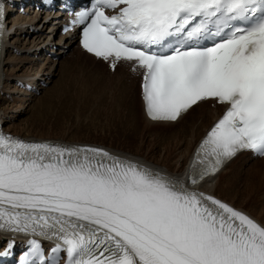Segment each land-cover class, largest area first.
Segmentation results:
<instances>
[{"label": "snow or ice", "instance_id": "snow-or-ice-1", "mask_svg": "<svg viewBox=\"0 0 264 264\" xmlns=\"http://www.w3.org/2000/svg\"><path fill=\"white\" fill-rule=\"evenodd\" d=\"M73 23L110 68L142 70L152 120L225 106L196 150L191 185L239 151L264 155V0H92ZM0 231L32 237L20 264H61V252L63 264H264V223L228 203L101 148L2 131ZM41 239L53 242L48 255Z\"/></svg>", "mask_w": 264, "mask_h": 264}, {"label": "rangeland", "instance_id": "rangeland-1", "mask_svg": "<svg viewBox=\"0 0 264 264\" xmlns=\"http://www.w3.org/2000/svg\"><path fill=\"white\" fill-rule=\"evenodd\" d=\"M11 15H9L8 18L12 22L10 24H13L12 18L18 15H28L35 17V19L30 22H23L24 24H18L19 27L12 30L13 33L8 34L10 37L9 41L12 46L14 45V47L19 50V53H12L9 50L10 44L8 43L5 57H15L17 63L11 62L10 65L5 64L4 67L6 74L10 73L12 68L15 69L14 73H16V76L9 78L11 83L10 86L6 84L7 86L1 89L4 93L5 91H10V95L8 94L4 96V98L2 97L3 100L0 101L1 109L4 108V110H1L2 115L5 113V109L8 108V115H4V118L6 117V119H4L5 128L11 126L9 131L14 132L12 127H15V130L20 132L16 134H21L22 136H29L26 133L28 130H32L30 134L32 135L33 133L36 137H39V135L42 134L43 136L48 137V139L57 138L67 141L74 140L99 143L111 149L123 151L122 153H129L137 158L144 159V161L151 162L154 165V161L158 162L160 163L159 166L163 169H167L165 166L176 171H182L185 168L189 161V159H186L183 162V153L186 149V145L180 147V145H177L174 140H171L169 141V143L171 142L170 146H168L166 145V140L164 141L165 138H158L147 133L146 136L143 137V135L140 134V131L137 133L130 132L126 128L122 117L117 119V117L114 118L112 116V110L108 105V101H104L105 98L102 99L101 96H99V87L96 86V88L91 90L93 83L89 82L87 76H85L89 73L82 74V76L81 74H78V77L76 78V74L71 70V66L72 62H74L73 58L75 57L78 48L74 49L69 57H66L65 54H62V48L69 44H66L65 42L59 48L58 53H61V55L59 54V57L45 56L44 54H39L37 58L33 56L38 51L34 50L37 46L32 45L33 43L31 44V42L34 38L38 37V34H40L41 43L44 45L53 37V35L49 36L51 31L46 25L42 26L37 34L35 32H33L32 35L29 34L30 25L40 27L41 23L39 24V20L44 18V13L35 14V10L31 8L29 10L27 9V12L24 14L16 12ZM53 41L54 44L62 43L61 37L58 39V36H55ZM26 45L28 47H26ZM80 59V61H85L82 57ZM80 64L81 63H78L77 66ZM98 65L99 64L93 63V67H91L89 64H86L85 69L88 67V69L93 70L95 66L99 67ZM102 67L103 73L106 74L108 68L104 63ZM110 72L113 73L114 71L110 70ZM29 74L32 77L31 79L36 76V78L40 76L43 79L46 78L45 80L49 79L47 87L43 88L40 94L34 97H28V94L26 95L23 89L13 84V81L18 78V76H29ZM48 75L49 77H47ZM124 80H126L127 84H132L133 89L128 92L130 93L128 95L130 96L129 99H133L132 103L137 108L138 114H134L140 122V127L145 128V130H151L152 128H147L145 124L142 102L138 94L139 89L137 86V80L134 76H127ZM14 86L17 87L16 90L13 89ZM6 88H9L8 91ZM210 106L212 105L210 104ZM198 112L197 108L191 111L190 114L184 117L180 122L171 125H160L157 126L155 130L162 132L166 136H170L171 134L174 135V133L189 126L191 120L195 116H198ZM188 131L189 130H187L186 133ZM185 138V140H188L190 137L187 135ZM182 141H184V139ZM247 158H249V156ZM243 159L245 158L240 156L237 160H234V164H237L238 160ZM251 160L255 161V159ZM234 164H232V170L229 168L230 173L234 169ZM258 164L263 170L262 163L259 161ZM236 169H238V167ZM261 193H264V183L261 184L257 193H252V197L246 196L232 188H226L225 192H221V195L222 198L233 203L237 207L252 212L256 215V218L259 217L260 221L264 223V197L261 196Z\"/></svg>", "mask_w": 264, "mask_h": 264}, {"label": "bare ground", "instance_id": "bare-ground-1", "mask_svg": "<svg viewBox=\"0 0 264 264\" xmlns=\"http://www.w3.org/2000/svg\"><path fill=\"white\" fill-rule=\"evenodd\" d=\"M34 19H35V17H31V16H28V15H25V16L18 15L16 17L12 18V21H13L12 25L17 24L16 26L19 27L18 24H24L23 22H27V21L30 22V21H33ZM7 21H10V19H8V18L5 19V23ZM17 27H15V28H17ZM39 31H40V29H39ZM11 33H13V31ZM40 38H41V36H40V34H38V37L34 38V40L31 42V44L33 43L32 45H34V46L36 45L37 46V48L34 49V50L39 51V52L42 51L41 47L45 46L43 43H41ZM8 39L10 40L9 35H8ZM69 41L70 40L62 41L61 44H56V45H58V47H57L58 51H59L60 46L63 45V43L66 42V44L67 43L69 44ZM53 44H54V41H53ZM6 46H8V44ZM28 46H29V44H28ZM28 46L26 45V47H28ZM16 47H18V46H16ZM76 52L77 53L75 54V57L73 58L74 62H72L71 70L75 72L76 75L75 74L74 75L76 76V78L78 77V74H81V76H82V74L84 75L85 73H89L88 75H85V76H87V79H88L89 82L93 83V87H92L91 90H93V88H96V86L99 87V90H98V92H100L99 96H101L102 99L105 98L104 101H108V105L111 107V110H112V116L114 118L117 117V119H120V117H122V119L125 122L126 128L132 133H137V132L140 131V134H142L143 137H145L146 133H147V134L153 135V136L158 137V138H165L164 141L166 140V142H167V144L166 143L165 144L168 145V146H170L171 142L169 143V141H171V140L172 141L174 140L175 143H177V145H180V147H183L182 145H186V149H185V151L183 153L184 154L183 155V162L186 159L190 160L193 148L196 145L197 141L203 135V133L206 131V129L212 124V122L217 118V116L219 115V113L223 109V106H221V105L213 104L212 106H210V102L211 101L201 102L198 105L193 106L187 113L182 115L177 121H174V122H170V121H151L148 118H146V116L143 113L144 119H145V124H146L147 128H152L151 130H149V129L145 130V128H141L140 127V122L138 121V118L134 114V113H137V108L132 103L133 99L132 98H131L132 100L129 99L130 96L128 94H130V93H128V92L133 89L132 88V84H127L126 80H124V78H126L127 76L131 77V73H130L128 67L126 68V67H120L119 66L120 68L117 67L114 70V72H113L114 74L111 73L107 69L106 74H104L103 73V67H102L103 63L100 60H96L92 56L85 54L84 52L80 51L79 49H77ZM58 54H61V53H58ZM81 57L85 61H80ZM16 60L17 59H15V57L6 58L4 56V58L2 60V65H3L2 66L3 72H2V76H1L2 79H3L2 88L6 87L7 86L6 84H8V86H10L11 83L9 81V78H12L13 76H16V73H14L15 69H13V68L11 69L10 73L6 74V71H5V68H4L5 64L6 65H10L11 62L17 63ZM90 61L95 63V64H99L98 65L99 67L95 66L93 68V70L88 69V67H87V69H85V67H86L85 65L86 64L87 65L89 64L91 67H93V63H91ZM78 63H81V64L79 66H77ZM16 69H17V67H16ZM62 73H64V72H62ZM43 75H44V73H43ZM29 76H30V74H29ZM19 77H28V76L20 75V76H18V78ZM47 77H49V75ZM72 77H74V76H72ZM39 78L43 79L40 76L38 78H36V79L39 80ZM33 79H34V77H33ZM13 89L16 90L17 87L14 86ZM197 108H198V111H199L197 113L198 116H195L191 120V123H190L189 126L184 127L183 130H181V131H179L177 133H174V135L171 134L170 136H168V135L166 136L162 132H158V131L155 130V128L157 126H160V125H171V124H175V123L180 122L181 120H183L184 117L188 116L191 111H193V110H195ZM142 109H143V107H142ZM0 110H4V108L1 109V107H0ZM135 110H136V112H135ZM5 114L8 115V108L5 109V113L3 114V118H4ZM10 127L11 126H8L5 129L9 131L11 129ZM12 129L14 130V133H20V132H17L15 130V127H12ZM187 130H189V131L186 133ZM31 131L28 130L26 134H28L30 136L31 135L30 134ZM9 132H11V131H9ZM18 135H20V134H18ZM32 135H33V133H32ZM40 135H39V138H43V139L47 138L48 139V137H45L42 134H40ZM187 135H189L190 138L188 140H185L186 139L185 137ZM55 139H57V138H55ZM183 139H184V141H182ZM61 140H64V139H61ZM70 141H72L73 143H78L79 142V141H74V140H70ZM115 151L120 152V153L123 152V151H118V150H115ZM122 154L123 155L133 156V155H131L129 153H122ZM246 155H245V153L240 154L236 158H234L231 161H229L225 165V167L223 169H221V171L215 175V177L213 179H211L209 182H204L202 184V188L205 189L206 191L212 193L213 195L218 196L219 198H222L221 192H225L226 188L227 189L228 188L229 189L232 188L233 190L239 191V192L243 193L246 196L252 197L251 196L252 193H254V194L257 193V191L259 190V187L261 186V184L264 183V159H255V161H254V160H251V159L247 158L248 155H247V157H246ZM240 156H243V158H245V159L238 160V163L234 164V162H235L234 160H237ZM133 157L137 158L135 156H133ZM137 159H140V160L144 161V159H141V158H137ZM259 161L263 165V170L259 167V164H258ZM144 162H147V161H144ZM147 163H150L153 166H156L157 168H159V169H161L163 171L170 172V173H173V174H176V175H180L183 172V170L185 169L184 168L182 171L181 170H177V171L176 170H171L170 167L168 168L167 166H165L162 163L167 168V169H163L162 167L159 166L160 163H158V162L154 161L155 165L153 163H151V162H147ZM232 164H234L235 166L233 165L234 169L230 173L229 172V168L231 169ZM236 165H238V166H236ZM237 167H238V169H236ZM178 168H179V165H178ZM228 173H229V175H228ZM261 196L264 197V193H261ZM222 199H224V198H222ZM224 200H226V199H224ZM231 204L234 205L233 203H231ZM234 206H236V205H234ZM238 208L242 209L241 207H238ZM247 212L250 213L254 217L256 216L250 211H247ZM258 218H256V219L260 221V218L259 219Z\"/></svg>", "mask_w": 264, "mask_h": 264}]
</instances>
